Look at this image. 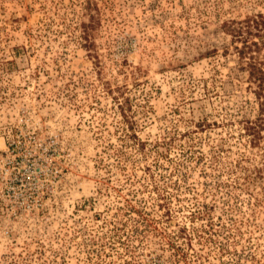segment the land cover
<instances>
[{
	"label": "rangeland",
	"instance_id": "1",
	"mask_svg": "<svg viewBox=\"0 0 264 264\" xmlns=\"http://www.w3.org/2000/svg\"><path fill=\"white\" fill-rule=\"evenodd\" d=\"M256 13L0 0V264H264V143L240 122L264 42L239 57L224 29Z\"/></svg>",
	"mask_w": 264,
	"mask_h": 264
},
{
	"label": "trees",
	"instance_id": "2",
	"mask_svg": "<svg viewBox=\"0 0 264 264\" xmlns=\"http://www.w3.org/2000/svg\"><path fill=\"white\" fill-rule=\"evenodd\" d=\"M87 24L82 23V39L89 43L87 37ZM224 29L229 34L238 39L240 45L234 46L239 57L243 54H252L259 48V44L264 42V16L256 13L242 20L224 21ZM252 37V38H250ZM255 38V39H254ZM248 74V83L252 88L257 104L256 113L253 118H243L240 120L243 133L247 136V141L251 147H260L264 143V68L259 62L244 60ZM258 171L263 170L260 166Z\"/></svg>",
	"mask_w": 264,
	"mask_h": 264
}]
</instances>
